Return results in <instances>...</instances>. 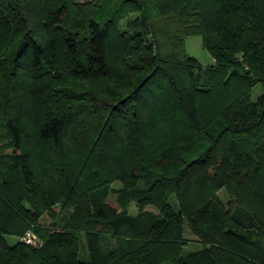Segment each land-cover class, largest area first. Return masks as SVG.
<instances>
[{
	"label": "trees",
	"instance_id": "16d2710c",
	"mask_svg": "<svg viewBox=\"0 0 264 264\" xmlns=\"http://www.w3.org/2000/svg\"><path fill=\"white\" fill-rule=\"evenodd\" d=\"M258 83L264 0H0V264H264Z\"/></svg>",
	"mask_w": 264,
	"mask_h": 264
},
{
	"label": "rangeland",
	"instance_id": "374dc122",
	"mask_svg": "<svg viewBox=\"0 0 264 264\" xmlns=\"http://www.w3.org/2000/svg\"><path fill=\"white\" fill-rule=\"evenodd\" d=\"M122 24L124 26V24H125L124 21L122 22ZM185 46H186L187 53L191 56L198 58L203 65H209V64H212L214 62V58H213L212 54L209 52L208 49H206L204 47L203 39L200 35H189V36H187ZM263 91H264V88H263L262 84H260V83L256 84L252 90V93H251L252 99L256 100L259 97V95L263 93ZM113 185L115 188H120L122 186V183L117 181ZM217 195L220 198V200L226 206H229L231 197H230L229 192L225 188L220 189L217 192ZM109 203L112 205H116L115 195L110 196ZM56 209L59 210V207H56ZM138 211H139L138 203L132 202L130 207H129V212L131 214L135 215V214H137ZM41 222L44 224H49L52 222V219L50 218V216L48 214H45L43 216ZM185 236L190 239V242H189V244L186 245L185 250L196 249L197 247L201 246L200 243L196 239H193L194 235L192 234L189 225L186 226ZM25 239H26L25 237L22 238V240H25ZM114 242H115L114 239L113 240L111 239L109 241L110 244H112Z\"/></svg>",
	"mask_w": 264,
	"mask_h": 264
},
{
	"label": "water",
	"instance_id": "95a60500",
	"mask_svg": "<svg viewBox=\"0 0 264 264\" xmlns=\"http://www.w3.org/2000/svg\"><path fill=\"white\" fill-rule=\"evenodd\" d=\"M149 39L152 41V38L151 37H149Z\"/></svg>",
	"mask_w": 264,
	"mask_h": 264
}]
</instances>
